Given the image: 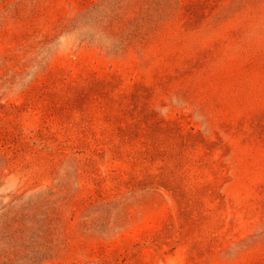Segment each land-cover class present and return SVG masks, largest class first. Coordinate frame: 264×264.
<instances>
[{
    "label": "rangeland",
    "instance_id": "374dc122",
    "mask_svg": "<svg viewBox=\"0 0 264 264\" xmlns=\"http://www.w3.org/2000/svg\"><path fill=\"white\" fill-rule=\"evenodd\" d=\"M0 264H264V0H0Z\"/></svg>",
    "mask_w": 264,
    "mask_h": 264
}]
</instances>
